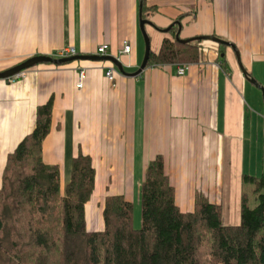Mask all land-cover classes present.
<instances>
[{
    "label": "crops",
    "instance_id": "crops-1",
    "mask_svg": "<svg viewBox=\"0 0 264 264\" xmlns=\"http://www.w3.org/2000/svg\"><path fill=\"white\" fill-rule=\"evenodd\" d=\"M144 2L152 53L164 38H175L176 25L162 29L179 21L180 38L212 35L233 44L249 76L264 86V0ZM138 7L139 0H0V71L33 55L56 57L69 46L77 54H99L105 44V54L125 72L109 60L77 59L37 64L19 80L0 79V176L8 154L35 128L37 107L51 99L42 160L59 167L62 186L81 152L93 164L111 165V179L131 180V201L138 200L146 166L161 154L165 166L174 165L181 210L192 208L178 198L202 192L221 206L227 225H237L242 175L264 171L260 89L245 79L236 52L210 39L196 40L199 59L184 75L176 73L179 64L168 63L127 75L144 54ZM124 41L130 53L122 52ZM109 68L113 80L105 76ZM80 69L85 77L76 88Z\"/></svg>",
    "mask_w": 264,
    "mask_h": 264
},
{
    "label": "trees",
    "instance_id": "trees-1",
    "mask_svg": "<svg viewBox=\"0 0 264 264\" xmlns=\"http://www.w3.org/2000/svg\"><path fill=\"white\" fill-rule=\"evenodd\" d=\"M198 59L197 41L164 38L156 54L150 51L146 67ZM51 111V99L37 107L35 128L8 154L1 172L0 264H264V171L242 175L240 222L225 225L221 206L202 192L195 193L191 210L180 209L158 154L140 186V227L133 226V202L110 195L102 230H88L92 159L77 153L62 186L59 167L42 160Z\"/></svg>",
    "mask_w": 264,
    "mask_h": 264
},
{
    "label": "rangeland",
    "instance_id": "rangeland-1",
    "mask_svg": "<svg viewBox=\"0 0 264 264\" xmlns=\"http://www.w3.org/2000/svg\"><path fill=\"white\" fill-rule=\"evenodd\" d=\"M140 31V30H139ZM139 43L140 46L144 48V38L139 32ZM186 63V62H184ZM259 98L262 101V93L259 90ZM93 168L95 170V179H94V188L90 195L89 200L85 204V222L86 228L88 230H102L103 228V208L105 200L110 195H123L125 199L131 201V180L128 179H111L112 171L110 170L111 165L108 164H93ZM174 165H166V172L168 174L170 183L173 185L175 178V169ZM139 167L140 165L136 164L133 167V175H136V179L139 177ZM96 168L98 170V179H96ZM135 172V173H134ZM101 173V178L99 177ZM198 192V191H197ZM195 194L194 196H186V201L182 199V197L178 198V203L180 201L187 203L191 208H193L195 203ZM133 226L135 228H139L141 224V207L140 200L136 197L133 199ZM181 203V202H180ZM183 210V209H182ZM226 215V213H224ZM227 217V216H226ZM222 222L227 225L226 219H223L222 213Z\"/></svg>",
    "mask_w": 264,
    "mask_h": 264
},
{
    "label": "water",
    "instance_id": "water-1",
    "mask_svg": "<svg viewBox=\"0 0 264 264\" xmlns=\"http://www.w3.org/2000/svg\"><path fill=\"white\" fill-rule=\"evenodd\" d=\"M138 24H139V29L141 31V34L143 35V38H144V54L142 57V61L139 65V67L137 68V70L134 72H131V73H126L129 76H137L141 73V71L147 65L149 54H150V39H149V35L147 33V30H146V25H152V22L149 19L142 16V0H139ZM174 25H176L178 27L177 32L175 33V40L180 42V43H189V42L201 40V39H210V40H214L218 43L230 46L236 52V55L238 58V63H239V66H240L242 73L245 76V79L247 81H249L250 83H252L255 87L260 89V91L262 93V100L264 103V86L259 84L253 77L249 76V74L247 73V70L242 66V64L239 60V55H238L239 53L233 44H231L228 41L222 40L216 36H212V35L194 36V37L187 38V39L180 38L179 33L181 30V25H180L179 21L173 22L170 26L162 29V31L168 32ZM77 59L109 60L116 66L117 70L120 73H125L123 70L121 62L116 57H113L111 55H106V54L105 55H103V54L102 55L101 54H92V55L74 54V55H69V56H64V57H53L50 55L38 54V55H33L31 57H28L25 60L21 61L20 63L14 65L12 67L1 70L0 71V79L9 78V77L13 76L14 74H16L20 71L31 68V67H33L37 64H40V63L62 64V63L69 62L72 60H77Z\"/></svg>",
    "mask_w": 264,
    "mask_h": 264
},
{
    "label": "built area",
    "instance_id": "built-area-1",
    "mask_svg": "<svg viewBox=\"0 0 264 264\" xmlns=\"http://www.w3.org/2000/svg\"><path fill=\"white\" fill-rule=\"evenodd\" d=\"M106 49H107V45L103 44L100 45L97 49V52L99 54H105L106 53ZM132 50V45L129 41H124L123 42V46H122V52L123 53H130ZM77 50L72 47H64L62 49L59 50V52L57 53L56 57H64V56H69V55H74L77 54ZM189 68V63H179V65L176 68V73L178 75H184L185 72L187 71V69ZM114 68H109L106 72H105V76L108 80H113L114 78ZM25 77V71H20L16 74H14L13 76L6 78L9 81H15V80H19ZM85 77V70L84 69H80L77 73V80L75 83L76 88H81L83 86V79Z\"/></svg>",
    "mask_w": 264,
    "mask_h": 264
}]
</instances>
